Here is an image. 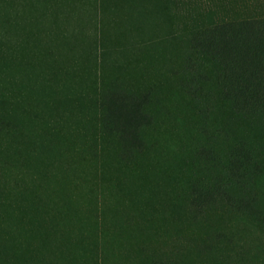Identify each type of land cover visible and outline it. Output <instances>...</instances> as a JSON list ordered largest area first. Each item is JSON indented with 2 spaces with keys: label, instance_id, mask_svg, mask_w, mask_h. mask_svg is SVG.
<instances>
[{
  "label": "rangeland",
  "instance_id": "rangeland-1",
  "mask_svg": "<svg viewBox=\"0 0 264 264\" xmlns=\"http://www.w3.org/2000/svg\"><path fill=\"white\" fill-rule=\"evenodd\" d=\"M263 60L264 0H0V264H264Z\"/></svg>",
  "mask_w": 264,
  "mask_h": 264
},
{
  "label": "trees",
  "instance_id": "trees-1",
  "mask_svg": "<svg viewBox=\"0 0 264 264\" xmlns=\"http://www.w3.org/2000/svg\"><path fill=\"white\" fill-rule=\"evenodd\" d=\"M261 72L264 73V60L262 61V66L259 68ZM239 71H241V69H239ZM253 75V74H252ZM243 77H240L238 76V83L239 85L237 86L238 89L242 88L244 91L245 89L244 88H247L249 90L250 93H252V90H251V87L249 86L250 85V82L249 80L251 79V74L249 73H246V75L243 73L242 75ZM256 92L258 93H262V96L264 95V83L259 87L257 88ZM245 93H247L245 91ZM261 96V100L264 98V96L262 97Z\"/></svg>",
  "mask_w": 264,
  "mask_h": 264
},
{
  "label": "clouds",
  "instance_id": "clouds-1",
  "mask_svg": "<svg viewBox=\"0 0 264 264\" xmlns=\"http://www.w3.org/2000/svg\"><path fill=\"white\" fill-rule=\"evenodd\" d=\"M171 147V146H170ZM172 150H174V147H172Z\"/></svg>",
  "mask_w": 264,
  "mask_h": 264
}]
</instances>
